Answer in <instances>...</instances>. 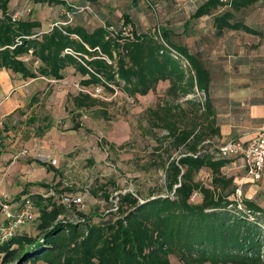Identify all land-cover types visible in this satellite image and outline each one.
<instances>
[{
  "label": "trees",
  "instance_id": "1",
  "mask_svg": "<svg viewBox=\"0 0 264 264\" xmlns=\"http://www.w3.org/2000/svg\"><path fill=\"white\" fill-rule=\"evenodd\" d=\"M10 1L0 0V71L23 80L60 81L72 68L82 77V87L118 90L133 99L155 92L161 82L168 84L165 99L151 111L153 127L166 132L158 146L166 154L161 159L165 191L144 199L118 193L115 212L98 220L53 197L30 195L38 214L32 222L37 235L20 230L2 243L0 264H171V257L179 264H264V214L254 202L236 200L233 178L222 173L230 160L215 156L211 141L219 131L209 96L211 77L200 59L167 30L140 31L128 13L118 23L104 22L92 30L65 20L44 32L35 19L12 21ZM66 1L32 0L49 6H66ZM233 2L203 0L191 18L217 10L216 36L224 29L248 31L229 23L225 8ZM196 93L203 94L202 102L184 101L195 116L188 127L187 112L174 102ZM71 103L81 110L100 102L79 92ZM204 169L210 173L208 184L195 179ZM194 195L199 201H192Z\"/></svg>",
  "mask_w": 264,
  "mask_h": 264
},
{
  "label": "rangeland",
  "instance_id": "2",
  "mask_svg": "<svg viewBox=\"0 0 264 264\" xmlns=\"http://www.w3.org/2000/svg\"><path fill=\"white\" fill-rule=\"evenodd\" d=\"M202 1L139 0L135 4L132 0H67L66 6H49L14 0L11 8L12 13L23 12V19L39 21L44 32L65 20L92 30L104 22L118 23L121 15L128 13L140 31L167 30L175 43L196 49L205 65H211L206 58L211 48V18H191ZM83 6L86 8L81 11ZM24 60L32 61L30 57ZM63 74L60 81L0 75V191L12 200L25 195L51 198L47 195L51 189L55 195L79 193L82 210L95 220L115 212L118 193L131 192L141 199L151 193L164 194L161 159L166 154L158 146L166 132L153 127L151 111L165 99L168 84L161 82L155 92L133 99L118 90L111 94L100 87H82V77L72 68ZM79 92L100 103L90 109H75L71 97ZM185 100L202 102L203 94L174 102L185 109V125L191 127L195 116ZM195 179L208 184L210 173L204 169ZM237 196L240 198L236 193L235 199ZM192 201H199V196L194 195ZM21 232L37 235L32 223L24 225ZM170 261L179 264L173 257Z\"/></svg>",
  "mask_w": 264,
  "mask_h": 264
},
{
  "label": "crops",
  "instance_id": "3",
  "mask_svg": "<svg viewBox=\"0 0 264 264\" xmlns=\"http://www.w3.org/2000/svg\"><path fill=\"white\" fill-rule=\"evenodd\" d=\"M13 1L9 4L11 12ZM218 12L206 16L211 18V48L206 57L211 65H205L196 49L177 44L197 56L210 73L209 96L219 131L211 142L247 144L264 127V0H234L232 7L225 8L231 16L229 23L241 24L248 31L224 29L221 36H216L214 19ZM5 73L10 72L0 71V75ZM228 159L222 173L233 178L240 199L254 202L264 214V176L255 181L246 175L242 159Z\"/></svg>",
  "mask_w": 264,
  "mask_h": 264
},
{
  "label": "built area",
  "instance_id": "4",
  "mask_svg": "<svg viewBox=\"0 0 264 264\" xmlns=\"http://www.w3.org/2000/svg\"><path fill=\"white\" fill-rule=\"evenodd\" d=\"M218 1L228 3L230 0ZM85 8H80V10L82 11ZM22 13H12V21L22 19ZM213 149L216 150V157H238L242 159L246 175L253 180L258 181L264 176V127L247 144L233 140L222 145L213 144ZM52 163L54 164L55 161ZM236 193L239 195L237 191ZM47 195L52 196L57 204L64 207L75 206L79 209L83 208L82 195L79 193L66 192L55 195L54 190L51 189ZM43 197L46 196L43 195ZM236 199L240 201L239 196ZM37 216V209L30 195H25L19 200H12L0 191V245L20 232L24 225L34 222Z\"/></svg>",
  "mask_w": 264,
  "mask_h": 264
}]
</instances>
